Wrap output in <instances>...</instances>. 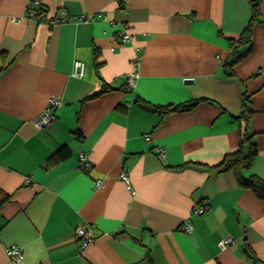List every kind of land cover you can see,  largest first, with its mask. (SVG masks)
Here are the masks:
<instances>
[{
    "label": "crops",
    "instance_id": "0c3cea01",
    "mask_svg": "<svg viewBox=\"0 0 264 264\" xmlns=\"http://www.w3.org/2000/svg\"><path fill=\"white\" fill-rule=\"evenodd\" d=\"M31 1L0 0V193L11 195L0 211V264H14L10 245L23 249L20 264H136L148 253L156 264H264V200L212 167L247 130L258 155L244 173L264 179V0L234 77L223 63L251 0H40L38 21ZM124 26L132 39L120 44ZM245 93L249 121L236 118ZM51 95L62 105L40 127ZM201 99L163 116L149 107ZM63 145L70 155L49 162ZM80 227L94 236L84 249ZM228 235L235 241L222 248Z\"/></svg>",
    "mask_w": 264,
    "mask_h": 264
},
{
    "label": "trees",
    "instance_id": "16d2710c",
    "mask_svg": "<svg viewBox=\"0 0 264 264\" xmlns=\"http://www.w3.org/2000/svg\"><path fill=\"white\" fill-rule=\"evenodd\" d=\"M261 2L262 0H251L252 5V17L249 24L246 26L245 30L241 35L235 39L231 38L230 47L232 49L231 56L228 60L223 63V71L226 76L234 77L236 76L235 66L245 59L252 52L253 49V28L257 22H262L261 19ZM39 12H43V7L39 9ZM96 69L99 70L100 63L96 61ZM2 68H0V72ZM99 72V71H98ZM130 85L124 86L123 90H129ZM109 88L98 90L91 94L87 99H93L100 96L102 93L107 91ZM244 106L240 115L236 116L237 119H244L249 121L252 111L249 107L250 94H244ZM207 99H201L192 101L190 103L181 104H169V105H152L149 107L161 116L169 114L174 111L179 110H191L200 101ZM70 155V151L66 145L61 146L54 154L50 157L49 162L60 161L63 158ZM258 155L257 143L254 141V135L249 133L247 130L243 131L241 141L239 146L233 152L228 153L224 159L217 165L212 166L218 172H234L236 175L238 183L243 188L251 189L254 191L262 200H264V179L258 175H245V170L251 168L253 162ZM11 195L7 193H0V211L3 207L10 201ZM248 252V250H247ZM250 253V250L249 252ZM136 264H156L152 259L150 253H148L140 262Z\"/></svg>",
    "mask_w": 264,
    "mask_h": 264
},
{
    "label": "built area",
    "instance_id": "2783aa9c",
    "mask_svg": "<svg viewBox=\"0 0 264 264\" xmlns=\"http://www.w3.org/2000/svg\"><path fill=\"white\" fill-rule=\"evenodd\" d=\"M124 2V1H123ZM41 8V2L40 0H33L30 2L28 6V14L31 18L35 20H40L42 12H39V9ZM91 15H80L77 17L79 21L89 20L91 19ZM67 21V17L64 18H52L49 22L52 24H59L61 22ZM118 41L120 44H124L129 42L132 39L131 33L127 30V28L124 26L123 29L120 31L118 37ZM84 69L85 64L82 60H76L74 63V72L73 74L77 77H82L84 75ZM136 72L129 73L127 75V82L130 86H133L136 79ZM62 105V100L59 96L51 95L49 104L43 110V112L36 118V124L40 127H47L51 125L53 120L55 119L56 115V109L59 108ZM80 160L81 165L83 168H90L91 162L88 159V156L85 153L80 154ZM121 179L127 183L128 187L132 189L129 176L126 172H123L121 174ZM101 182H97V185H100ZM209 205L204 202L202 204H199L195 207L196 213H203L206 209H208ZM184 229L188 232L192 231V226L190 224H186ZM77 236L80 239V246L81 248H86L92 241H93V235L89 228L87 227H80L77 230ZM235 241L234 237L231 235L224 236L219 241V245L222 248L227 247L228 245L233 244ZM7 256L14 262V264H20L22 260L24 259V251L21 247L18 245H10L6 246L5 248Z\"/></svg>",
    "mask_w": 264,
    "mask_h": 264
}]
</instances>
